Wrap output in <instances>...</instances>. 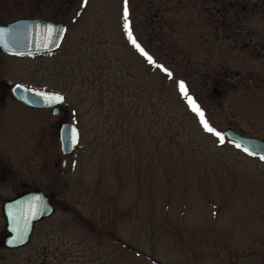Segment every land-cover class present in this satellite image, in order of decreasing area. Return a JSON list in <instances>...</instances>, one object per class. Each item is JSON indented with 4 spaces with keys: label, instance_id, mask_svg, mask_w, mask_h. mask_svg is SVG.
Segmentation results:
<instances>
[{
    "label": "rangeland",
    "instance_id": "374dc122",
    "mask_svg": "<svg viewBox=\"0 0 264 264\" xmlns=\"http://www.w3.org/2000/svg\"><path fill=\"white\" fill-rule=\"evenodd\" d=\"M147 3L138 11L128 0L129 29L155 63L129 39L124 0H0V24L40 17L66 25L53 53L0 51L8 89L65 100L59 116L5 101L0 206L36 188L56 211L26 246L0 243V264H264V161L208 132L179 87L220 133L264 139V61L214 41L189 10L176 11L188 20L173 36L150 41ZM249 29L263 26L255 19ZM65 112L79 141L62 167Z\"/></svg>",
    "mask_w": 264,
    "mask_h": 264
},
{
    "label": "water",
    "instance_id": "95a60500",
    "mask_svg": "<svg viewBox=\"0 0 264 264\" xmlns=\"http://www.w3.org/2000/svg\"><path fill=\"white\" fill-rule=\"evenodd\" d=\"M52 25L51 32L47 29ZM63 30V31H61ZM66 32V26L60 22L40 17L19 18L6 24H0V50L9 55L26 56L41 55L56 51ZM15 84L10 88L11 95L25 106L37 109H50L53 115L59 112L58 107L63 100H57L55 95L59 93L44 91L35 88L17 89ZM31 90V91H29ZM45 93L53 95L52 103H47L45 97L38 95ZM63 97V96H62ZM75 141L70 137L74 135ZM223 136L234 143H239L242 148H248L250 152L259 156L264 152V140L254 136H245L227 127L222 132ZM60 151L64 157L73 153L79 139L77 127L68 122H62L58 130ZM66 159H62L61 166L65 167ZM39 196V201L33 197ZM31 202V207L29 206ZM1 214L4 218L5 234L1 237V245L6 249H18L24 247L30 241L35 223L51 217L55 213V207L49 200V196L42 190H29L12 198L2 201ZM33 213H35L33 215Z\"/></svg>",
    "mask_w": 264,
    "mask_h": 264
},
{
    "label": "trees",
    "instance_id": "16d2710c",
    "mask_svg": "<svg viewBox=\"0 0 264 264\" xmlns=\"http://www.w3.org/2000/svg\"><path fill=\"white\" fill-rule=\"evenodd\" d=\"M148 2L146 30L152 34L147 38L162 43L175 32L174 24H184L188 19L174 18L176 11L189 10L196 13L197 22L208 26L214 41L224 40L234 49L247 53L251 58L264 61V0H135ZM258 19L263 29H249L251 22ZM193 20V18H191ZM190 20V21H191ZM151 26V27H150ZM168 29V30H167ZM166 31V32H164ZM2 93L8 92V84L0 86Z\"/></svg>",
    "mask_w": 264,
    "mask_h": 264
},
{
    "label": "snow or ice",
    "instance_id": "6c2138e0",
    "mask_svg": "<svg viewBox=\"0 0 264 264\" xmlns=\"http://www.w3.org/2000/svg\"><path fill=\"white\" fill-rule=\"evenodd\" d=\"M88 3V0H83V4L84 5H87ZM128 17H129V9H128V0H124V21H125V29L128 30V36H129V39L131 40V42L137 47V49L149 60V62L151 63H155V61L153 60L152 56H150L148 54V52H146L138 43L137 41L135 40L131 30L129 29V20H128ZM47 29L51 32L52 30V25H48L47 26ZM63 31V30H61ZM158 68L162 69L165 73H167L168 75H171L170 71L164 67L163 65H157ZM179 87H180V90L182 92L185 93V97L186 99L188 100V103L189 105L192 107L193 111L196 112L199 116H200V119H201V123L203 124V127L210 133H214L217 137H219L221 139V142H223V135L222 133H220L219 131H217L215 128H213L209 123L208 121L204 118V113H203V110L199 107V105L196 104V102L187 95L186 91H185V87H184V83L183 81H181L179 83ZM16 88L17 89H20V88H23V85H16ZM31 91V90H29ZM38 95L40 96H43L45 97V101L47 103H52V100H53V95H48V94H45V93H38ZM55 99L57 100H63V97L62 96H58V95H55L54 96ZM73 133L74 135H72L70 137V139L72 141H75V130H73ZM236 147L237 148H241L242 146L237 143L236 144ZM243 151L248 153L249 155H255L256 153H252L249 151L248 148H243ZM259 158L261 160H264V152H262L261 154H259ZM41 198L39 196H36V197H33V200L34 201H39ZM29 206L31 207V202H29ZM35 213H33L34 215Z\"/></svg>",
    "mask_w": 264,
    "mask_h": 264
},
{
    "label": "flooded vegetation",
    "instance_id": "af4514ba",
    "mask_svg": "<svg viewBox=\"0 0 264 264\" xmlns=\"http://www.w3.org/2000/svg\"><path fill=\"white\" fill-rule=\"evenodd\" d=\"M8 82L3 80V79H0V86H3V85H7ZM8 97H12L13 96L11 95V92H10V86H9V89H8V92L7 93H2V91L0 90V116H1V113H2V110L4 108V105H5V101ZM14 99V98H13ZM16 100V99H15ZM62 106L59 107V113H58V116L61 114L62 110H61ZM65 119L68 120V116H67V113L65 112ZM64 120V121H66ZM64 121H61L59 123V126L62 122ZM59 126H58V130H59ZM5 171V170H4ZM3 171V172H4ZM29 190H40V189H36V188H25L23 190H21L19 193H17L16 195L20 194V193H23V192H26V191H29ZM43 191V190H42ZM44 193H46L45 191H43ZM48 195V194H47ZM49 196V195H48ZM12 198V197H11ZM49 200L50 202L52 203V198L49 196ZM53 204V203H52Z\"/></svg>",
    "mask_w": 264,
    "mask_h": 264
}]
</instances>
